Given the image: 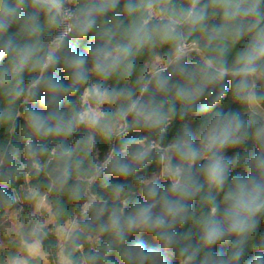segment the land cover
Masks as SVG:
<instances>
[{"label": "clouds", "instance_id": "clouds-1", "mask_svg": "<svg viewBox=\"0 0 264 264\" xmlns=\"http://www.w3.org/2000/svg\"><path fill=\"white\" fill-rule=\"evenodd\" d=\"M0 264H264V0H0Z\"/></svg>", "mask_w": 264, "mask_h": 264}]
</instances>
